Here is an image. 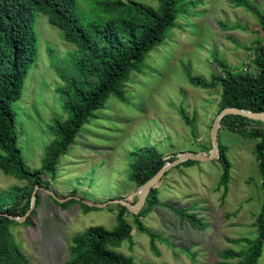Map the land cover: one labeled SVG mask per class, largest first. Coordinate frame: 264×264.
Returning <instances> with one entry per match:
<instances>
[{
  "label": "rangeland",
  "instance_id": "374dc122",
  "mask_svg": "<svg viewBox=\"0 0 264 264\" xmlns=\"http://www.w3.org/2000/svg\"><path fill=\"white\" fill-rule=\"evenodd\" d=\"M134 1L158 7L157 0ZM199 1L177 15L176 25L147 53L142 71L130 72L125 99L110 95L95 110L96 116L81 126L66 153L59 156L55 177L42 174L44 184L36 191L39 203L30 212L34 214L28 222L16 221L10 227L30 264H62L69 257L73 235L91 226L111 229L116 225L120 200L130 205L138 201L142 187L128 175L142 150L154 148L167 162L181 153L210 154L209 130L219 112L221 86H194L185 68L209 80L222 74L215 56L233 70L249 67L264 32L252 12L231 0ZM247 1L264 14V0ZM76 14L83 22L108 17L97 12L94 0H77ZM35 31L37 58L26 74L21 96L11 103L17 145L31 171L41 167L45 148L55 137L50 130L53 119L68 118L63 98L55 90L63 82L51 67L48 49L52 48L56 61L63 63L68 61V51L75 49L43 14H37ZM248 70L254 72V67ZM180 109L190 125L182 119ZM255 125L245 123L247 129ZM217 142L228 147L231 163L224 196L223 187L218 185L221 168L216 159L172 167L155 186L161 203L194 212L205 227L195 228L165 205L157 204L146 216H140L146 229L156 235L151 240L133 222L140 209L132 212L125 207L123 218L132 226V239L113 249L131 255L136 262L214 264L222 249L248 247L246 242L233 240L256 236L261 189L253 149L258 139L221 127ZM25 185L26 180L0 170V194ZM46 189L64 200L57 203ZM88 203L98 206L86 210ZM258 264H264V240Z\"/></svg>",
  "mask_w": 264,
  "mask_h": 264
},
{
  "label": "trees",
  "instance_id": "16d2710c",
  "mask_svg": "<svg viewBox=\"0 0 264 264\" xmlns=\"http://www.w3.org/2000/svg\"><path fill=\"white\" fill-rule=\"evenodd\" d=\"M157 2L158 7L154 8L134 0H94L97 12L108 17L83 22L76 14L77 0H0V170L28 183L22 187L14 186L0 194V264H30L12 236L10 227L16 221L10 219L9 215L26 213L34 186L44 184L41 177L43 173L55 177L59 156L66 153L81 126L96 116L95 110L101 108L110 95L125 99V84L130 72L142 71L147 53L160 44L166 32L176 25L177 15L186 13V7L200 1ZM231 2L252 12L264 32V14L247 0ZM37 14L45 15L50 24L61 30L63 40L73 44L75 49L68 51L67 63L58 59L56 61L53 49H48L51 67L63 82L55 90L63 98L62 107L68 113V118L65 121L53 119L50 130L55 137L45 148L41 167L31 171L17 145L15 112L11 103L21 96L26 74L37 58ZM251 61L254 72L248 70V65L245 70L230 69L215 56L214 62L220 68L221 75H214L208 80L191 74L188 68H185V73L189 83L194 86L204 89L214 88L218 84L221 86L219 111L225 107L264 111V40L257 42ZM179 111L182 119L190 125L183 109ZM248 122L256 125L247 129L245 123ZM221 127L258 139L253 151L260 177L261 204L255 220L256 236L252 240L246 237L233 240L246 242L248 247L241 250L224 248L214 264H258L264 240V122L240 115H225L220 120ZM227 150L225 144L217 142L216 160L221 168L218 185L223 187V196L231 177ZM166 162L156 149L142 150L128 177L135 185L142 186ZM188 162L195 160L180 164ZM38 203L39 200H36L35 206ZM157 204L165 205L195 228L205 227L194 212L161 203L158 189L154 187L149 190L142 207L133 218L136 228L147 233L151 240L156 235L146 229L140 216H146ZM120 207L113 228L91 226L73 235L69 257L62 264H155L136 262L131 255L112 248L119 246L123 240L131 242L132 239V226L123 218L125 206ZM85 208L91 210L94 207L85 205ZM33 214L28 215L25 222Z\"/></svg>",
  "mask_w": 264,
  "mask_h": 264
},
{
  "label": "water",
  "instance_id": "95a60500",
  "mask_svg": "<svg viewBox=\"0 0 264 264\" xmlns=\"http://www.w3.org/2000/svg\"><path fill=\"white\" fill-rule=\"evenodd\" d=\"M225 115H240L247 117L249 119L258 120L264 122V111H252L249 109H240L236 107H225L222 108L217 115L215 116L210 130H209V137L211 142V152L208 156L200 155L198 153H181L176 156V158L170 162H166L150 179H148L141 187L140 194L138 201L134 205H130L125 200H120V203L130 209L132 212H137L143 205L144 200L151 188H154L158 181L162 179L165 172H167L170 168L179 165L180 163L187 161V160H195V161H204V160H212L217 159L218 152H217V132L219 129L220 120ZM37 188H41L39 185H35L32 190L31 200L29 209L26 211L24 215H9V218L18 222L24 221L26 217L30 214L33 210L35 203H36V191ZM47 193L52 195L58 202L63 201L64 199L58 198L55 196L53 191L46 189ZM89 206L94 205L98 206L97 204L88 203Z\"/></svg>",
  "mask_w": 264,
  "mask_h": 264
},
{
  "label": "built area",
  "instance_id": "2783aa9c",
  "mask_svg": "<svg viewBox=\"0 0 264 264\" xmlns=\"http://www.w3.org/2000/svg\"><path fill=\"white\" fill-rule=\"evenodd\" d=\"M243 69L245 70V69H246V66H245V67H243Z\"/></svg>",
  "mask_w": 264,
  "mask_h": 264
}]
</instances>
